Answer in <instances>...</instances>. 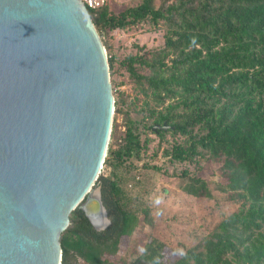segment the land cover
<instances>
[{"label":"trees","instance_id":"1","mask_svg":"<svg viewBox=\"0 0 264 264\" xmlns=\"http://www.w3.org/2000/svg\"><path fill=\"white\" fill-rule=\"evenodd\" d=\"M88 10L107 50L109 74L114 56L103 34L144 19L154 25L165 21L161 51L152 58L128 55L121 63L138 86L167 95L179 91L187 113L174 122L175 130L186 133L201 124L205 132L186 147L176 145L165 153L182 163L202 154L196 149L199 145L219 162L226 189L232 193L219 202L217 221L202 242L175 243L177 255L165 258V242L151 238L131 262L120 256L117 263L264 264V0H175L159 5L139 0L120 10L105 1ZM137 64L150 73L138 71ZM162 117L167 124L171 120ZM107 149L115 171L99 173L94 185L100 187L110 223L97 230L79 207L71 210L70 225L60 235L61 264H79V259L86 264H114L108 256L116 254L122 237L131 236L139 225L138 213L116 173L125 157L139 152L133 127L127 125L118 146ZM201 191L210 195L205 187ZM142 211L144 216L148 212Z\"/></svg>","mask_w":264,"mask_h":264},{"label":"water","instance_id":"2","mask_svg":"<svg viewBox=\"0 0 264 264\" xmlns=\"http://www.w3.org/2000/svg\"><path fill=\"white\" fill-rule=\"evenodd\" d=\"M113 107L82 0H0V264H61L76 207L97 230L110 223L94 181Z\"/></svg>","mask_w":264,"mask_h":264},{"label":"rangeland","instance_id":"3","mask_svg":"<svg viewBox=\"0 0 264 264\" xmlns=\"http://www.w3.org/2000/svg\"><path fill=\"white\" fill-rule=\"evenodd\" d=\"M105 1H109L112 9L120 10L139 0ZM163 1L166 4L175 2L154 0V3L159 5ZM166 31L165 21L159 20L154 25L149 19H144L133 26L102 35L110 44V54L114 56L110 81L116 100L107 148L110 150L118 146L127 125L133 127L140 142L139 152L125 157L116 170L130 196L131 208L138 213L139 225L131 236L122 237L118 252L108 256L114 264H119L120 256H126L127 261L131 262L141 252L144 242L151 238L165 242V258L177 255L175 243L192 246L202 242L209 237L210 229L217 221L219 202L232 196L230 190L226 189L227 179L222 174L219 162L207 150L197 145L196 149L201 150L202 154L193 155L189 161L182 163L165 153L176 145L186 147L205 132L201 124L191 127L186 133L175 130L174 122L181 121L182 115L187 113L179 91L167 95L138 86L121 63L126 56L136 53L144 58L155 56L164 46ZM170 54L169 51L166 57ZM137 69L150 73L149 68L139 64ZM164 115L171 117L166 123L169 127L156 133L151 127L155 123L162 124ZM104 158L106 160L102 162L99 173L111 175L115 169L110 164L108 149ZM183 174L199 180L194 182L188 176L183 177ZM204 187L209 196L202 194ZM142 209L148 210L145 216ZM78 263L86 264L82 259Z\"/></svg>","mask_w":264,"mask_h":264},{"label":"built area","instance_id":"4","mask_svg":"<svg viewBox=\"0 0 264 264\" xmlns=\"http://www.w3.org/2000/svg\"><path fill=\"white\" fill-rule=\"evenodd\" d=\"M85 5L88 7H96L99 6L101 4H103L105 2V0H82Z\"/></svg>","mask_w":264,"mask_h":264}]
</instances>
